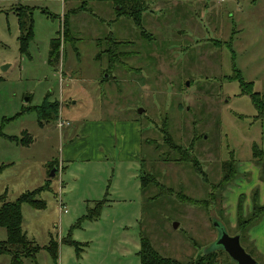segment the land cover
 I'll list each match as a JSON object with an SVG mask.
<instances>
[{"label":"rangeland","instance_id":"rangeland-1","mask_svg":"<svg viewBox=\"0 0 264 264\" xmlns=\"http://www.w3.org/2000/svg\"><path fill=\"white\" fill-rule=\"evenodd\" d=\"M115 3L0 0V65L8 64L0 69V130L18 138L0 135V194L14 201L47 184L36 195L43 207L21 204L22 228L40 246L51 236L58 242L57 264H140L142 236L163 257L195 261L217 249L214 218L264 264V161L252 155L255 142L264 156V122L233 78L240 72L264 91V0H118L120 10ZM16 10L32 23L23 53ZM53 38L58 56L50 61ZM47 95L56 114L39 124L36 108ZM58 118L68 123L62 131ZM93 120L113 124L103 126L113 135L112 156L132 146L134 122L137 159L79 157L48 175L47 160L62 159L63 144L78 141ZM143 172L163 188L134 191ZM103 198L100 216L85 218L87 204ZM68 234L78 253L63 242ZM9 258L1 255L0 264ZM23 264L52 261L41 249Z\"/></svg>","mask_w":264,"mask_h":264},{"label":"trees","instance_id":"trees-1","mask_svg":"<svg viewBox=\"0 0 264 264\" xmlns=\"http://www.w3.org/2000/svg\"><path fill=\"white\" fill-rule=\"evenodd\" d=\"M115 2H116L115 9L120 10L122 8V5L118 3V0H115ZM19 7L24 10H26L27 8L26 6L24 7L22 5H19ZM16 11L18 13V22L20 28V35L18 37L19 50L23 53L27 51V45L33 37L32 23L30 19L28 20V23L24 19V15H25L24 12H19L18 10ZM58 45L59 44L57 39L54 38L51 39L50 49H49L50 61H54L55 58H57ZM234 71L236 72L237 70L235 69ZM233 78L239 80L241 92L249 95V98L256 110V114L254 116L255 120L260 121V123H263L264 122V91L262 92L253 91L252 90L253 82L243 81V79L240 76V72L237 75H234ZM48 97L49 96L47 95L43 103L39 107L37 108L35 107L37 116L39 118V124H43L44 121L51 120L53 117L52 114L56 112L57 103L49 101ZM55 114L54 116H56ZM161 133L164 138L167 137L168 139H171V137L167 132V129L162 130ZM0 135L7 139L18 141V138L16 136L5 135L4 133L1 132V130H0ZM20 141L21 144H24L22 140ZM173 145L181 151V149L177 145L175 144ZM258 148L259 147L257 146V143L254 142L252 144V155L257 161H264L263 159L264 156L261 153L262 150L261 148L259 149ZM231 161L232 160L227 161L223 164L224 171L228 170L227 166L231 167L230 172L227 171L223 174V178L225 180H229V178L233 175V167ZM192 165H194V167L196 166L197 172L200 175H203V172L197 163L195 164L193 162ZM203 179L205 180V178ZM139 182H140L141 191L144 194H146L147 189L151 185H155L157 188L160 189L163 188L159 184V182H156L153 173H146V174L144 172L140 173ZM44 188H47V184H45L42 187L36 188L34 190H29L21 193L19 197L14 201H9L6 199L5 194H0V226L3 227L6 231V239L0 240V256L3 254H8L10 257L9 264H23L25 258H34L36 252L41 249L46 250V252L51 258L52 264H57L58 242L51 236L47 245L40 246L35 242V240L30 239L22 228L21 204L28 203L36 208L43 207L44 203L41 200H38L36 198V195L41 189ZM159 196L160 195L158 194L157 197ZM155 197L156 195L148 197V200L154 199ZM252 200L256 207V205L259 204L257 197L256 199L253 198ZM107 201L108 200L106 198H103L100 200L92 201L91 206L87 204V214L84 215L85 218H88L89 220L97 219L100 216L101 210ZM260 210L262 211V208ZM240 241H241V236H240ZM63 242L71 246H74L77 253L79 252V250H81L80 243L73 240L69 236V234L63 240ZM137 254L140 259V264H228V263L235 264L227 255V253L221 248H217L215 250H210L204 252L203 254H200L195 261L180 262L170 257H163L160 254H158L157 251L154 250V248L151 246V244L149 243V241L145 236L141 237L140 249L137 252Z\"/></svg>","mask_w":264,"mask_h":264},{"label":"crops","instance_id":"crops-1","mask_svg":"<svg viewBox=\"0 0 264 264\" xmlns=\"http://www.w3.org/2000/svg\"><path fill=\"white\" fill-rule=\"evenodd\" d=\"M28 98V97H27ZM30 99V98H29ZM109 122H99L96 120L90 121L89 123H86L85 126H83L81 132L76 136V139L78 141L75 142V140L70 137L67 142L69 143H64L62 146V159L60 160H53L48 159L46 162L47 166V174L50 175V172L52 168H55L54 170V175L58 174V171L60 172V169L63 165V161H77L80 157L82 161H88V162H103L105 160H115L118 159L120 162H130L134 161L137 159V145L140 142L141 139V130L137 129L136 124L134 122L131 123L132 125V138L129 139L128 145H130L132 142V146H130L129 150H125L124 153L115 156H112L115 150V145H114V139L112 133H110L109 130L105 131L106 127L104 128L103 126H107ZM68 125V123L63 122L61 118H58L57 122V127L61 129V131L65 128L64 126ZM113 125L112 123L109 124ZM122 126V124H120ZM141 128V126H139ZM64 136L63 133H61V140L62 137ZM74 140V141H72ZM14 142V141H13ZM16 145L18 144L15 142ZM80 153L81 156L78 154ZM12 161V160H10ZM1 164H9V160L6 158L1 161ZM52 165L49 167L48 165ZM85 172H87L85 170ZM51 176V175H50ZM137 188L141 190L140 183L139 187H134V191H137ZM128 189L133 191V185L130 184L128 186ZM127 187L124 188L125 191L128 190ZM98 192H99V187H98ZM97 193V189H96ZM66 212V209L63 210Z\"/></svg>","mask_w":264,"mask_h":264},{"label":"water","instance_id":"water-1","mask_svg":"<svg viewBox=\"0 0 264 264\" xmlns=\"http://www.w3.org/2000/svg\"><path fill=\"white\" fill-rule=\"evenodd\" d=\"M8 64L0 65V69L4 70ZM189 82L185 81V85H188ZM24 101H28V98H25ZM142 108L138 110L139 113L142 112ZM55 168H52L50 175H54ZM213 226L218 230L217 239L215 240V246L224 250L230 259L235 264H259L252 256L249 254L241 244L240 235H230L226 231L224 225L214 218L212 221ZM177 222L173 223V227H176ZM210 251V250H209Z\"/></svg>","mask_w":264,"mask_h":264}]
</instances>
